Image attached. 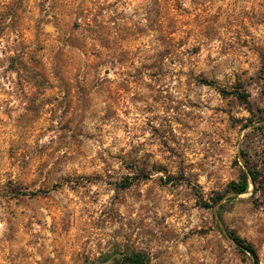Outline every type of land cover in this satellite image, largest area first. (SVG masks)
I'll return each mask as SVG.
<instances>
[{
    "label": "rangeland",
    "instance_id": "rangeland-1",
    "mask_svg": "<svg viewBox=\"0 0 264 264\" xmlns=\"http://www.w3.org/2000/svg\"><path fill=\"white\" fill-rule=\"evenodd\" d=\"M220 211L264 264V0H0V264H254Z\"/></svg>",
    "mask_w": 264,
    "mask_h": 264
},
{
    "label": "trees",
    "instance_id": "trees-1",
    "mask_svg": "<svg viewBox=\"0 0 264 264\" xmlns=\"http://www.w3.org/2000/svg\"><path fill=\"white\" fill-rule=\"evenodd\" d=\"M207 84H213L212 81L205 80ZM221 91H225L222 89ZM241 97L244 99L247 98V93L243 92L240 94ZM262 172L258 168H251L249 167L246 171H244L241 175V178L239 181H232L227 188V192H232L234 196H237L239 194L245 193L249 190L250 184L252 183L254 186V191L256 192L258 188L262 184ZM225 194H220L216 198H213L216 205H219L220 208H222L220 201L224 198ZM211 205V204H206ZM217 217L220 222V229L221 232L227 236L229 239H231L236 246L240 249V251L248 253L251 255L253 259L254 264H259V255L254 247V245L248 241H246L244 238H242L238 233H236L234 230H230L226 227H224L223 224V218L221 211L217 212ZM103 262H109V264H153L150 256L142 251H132V252H113L111 254L105 255L102 258Z\"/></svg>",
    "mask_w": 264,
    "mask_h": 264
}]
</instances>
